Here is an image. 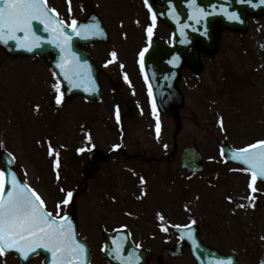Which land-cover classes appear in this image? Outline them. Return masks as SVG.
<instances>
[{"label": "rangeland", "instance_id": "obj_1", "mask_svg": "<svg viewBox=\"0 0 264 264\" xmlns=\"http://www.w3.org/2000/svg\"><path fill=\"white\" fill-rule=\"evenodd\" d=\"M257 35L258 49H264V18L253 21L247 33V37L251 38L250 42ZM240 48L234 42L230 49H225L227 57L220 54L222 60L229 61L225 65L231 64L232 71L238 66L235 56L240 54ZM244 50L250 52L247 46ZM205 65V78L209 83L212 82L209 104H205V111L198 109L199 120L196 121L195 117L192 119L190 138H183L184 135H188V131L182 136L184 144L195 146L203 152L206 160L205 172L196 177L190 175L184 177L185 175L178 169L168 168L173 170L176 178L172 179L173 182L167 181L169 183L167 184L164 183L163 177L167 180L171 177L165 178L167 175L163 172L165 169H160L161 184L160 181L159 183L154 181V187L158 190L152 194L156 202L160 201L157 206L163 213L161 216L164 219L162 223H158V219L151 218L143 220L130 217L127 220L120 215H118L119 219L117 218V214L126 211V206H129V203L124 201L127 192L135 190V187L134 184L125 182L128 176L123 173L122 166L109 167V173L105 172L106 165L102 166L101 176L108 179L112 174V181L116 186L113 185V189L108 190L107 184L103 182L98 185L94 183L92 186L88 183L89 191L76 201L80 206L79 212L84 218H88V222L85 221L83 226L86 235L91 238L98 235L89 223L95 224L96 218L104 213H107L108 221L112 223L111 227L119 226L121 220H125L130 229L137 232L133 225L141 223L142 225L138 227L143 236L151 232L156 233V228L162 229L168 223L189 225L195 220L196 224L202 227V236L207 243L217 248L236 251L246 264H256L258 257L264 255V186L256 184L257 191L252 193L249 188L251 177L241 168L228 166L227 169L221 162L220 156L216 155L218 142L222 137L220 127V131H216L218 123L216 111H220L216 85L221 73L218 69L222 65L216 68L209 67L208 62ZM49 74L42 61L13 59L0 50V155L7 151L15 157L16 167L24 177L27 176L32 180L33 186H37L47 207L55 214V205L65 198V192H62L61 188L73 192L82 191L85 187L84 180L91 170L87 161L89 144L82 139V136L80 138L79 132L87 131L92 125L96 134L94 146L99 150H106L111 143V136L115 135L112 132L115 127L112 129L111 124L108 125L105 120L102 122L104 110L100 107L92 108L91 114H96L91 116L87 112V106L82 105L80 120L74 116L73 105H66L64 115L60 110L49 111L52 110H48V107L52 106V97L58 95L53 88L57 80L51 75L52 73ZM46 82L48 84L43 88ZM42 93H45L44 96L49 99L42 98ZM204 94H208V91ZM40 105L42 110H46L45 113L39 110ZM259 108L260 103L255 107L256 113ZM35 110H39L42 115H36ZM210 128L213 129L212 132L209 131ZM231 138H234L231 139L233 142L237 141L241 145L240 139L249 136L239 134L238 138L235 139V136ZM156 142L150 140V145L158 150L164 148L162 134L158 136ZM49 144L59 153V179L54 168V157L49 155ZM80 149L84 151L81 152ZM180 154L181 151L178 154V165H180ZM125 183L127 186H124ZM168 193V202H173L170 207L168 202L164 204L165 199H163ZM158 195H162L163 198L159 200ZM249 195H254L255 200L249 201L247 199ZM113 198L116 199V203H112ZM253 203L255 207L251 206ZM240 204L245 206L239 207ZM151 211L155 210L151 208ZM68 212H71L70 205L64 206L61 214ZM245 236L247 239L244 238ZM156 239L160 241L162 237ZM157 245L162 247L160 242H157ZM254 248H257L256 254ZM4 258L6 256L0 257V264L6 263ZM188 258L187 255L184 262L189 261ZM94 264H101L98 254L95 255Z\"/></svg>", "mask_w": 264, "mask_h": 264}, {"label": "flooded vegetation", "instance_id": "obj_2", "mask_svg": "<svg viewBox=\"0 0 264 264\" xmlns=\"http://www.w3.org/2000/svg\"><path fill=\"white\" fill-rule=\"evenodd\" d=\"M150 2L159 7L165 5L164 0H149ZM48 6L56 9L59 18L67 26L71 25L72 20H76L78 23L92 15H99L105 23L110 32V39L105 44L90 47L89 53L99 70L102 82V102L108 123H118L116 110L119 109V124L121 125L119 140L121 142L120 151H122L116 154L109 153L106 155L105 161L106 164L111 162L115 164L128 163L131 166L141 167L140 169H150L157 159L155 155L158 154H154L152 148L141 147V137L153 135V125L157 117L165 123H172L175 120L171 116L162 115L156 111L154 114L152 91L141 66L140 53L149 45L147 29L153 26L149 7L144 0H71V5H69V0H48ZM70 7L71 10H69ZM217 32L220 50L228 42L226 35L232 34L234 39L240 37L228 30L219 29ZM172 36L173 29L156 18L151 40L158 38L170 42ZM113 52L116 53L115 60L111 55ZM203 58L206 59L207 56L203 55ZM225 64L221 60L218 62V65H222L223 70L220 73L217 95L220 113L223 118L228 120V129L225 130V133L232 135L233 132L235 136L237 134H248L249 136L264 134L262 109L264 105L258 109L257 113L255 109L256 89L259 91L260 97L264 99V72L250 74L245 72L244 68L240 69L237 66L232 74L226 72ZM192 73L189 65H185L177 84L184 98L180 116L187 126L193 118L194 104L204 103L206 100L203 93L208 86L206 78L203 80L194 78ZM76 115L79 116V112L76 111ZM234 124L237 126L232 130ZM182 136L183 133L177 138L173 136V140L178 142V146L184 144L183 138H190V130L188 135H184L183 138ZM115 139V135L111 136L112 141ZM160 161H163V158ZM99 164L101 161L97 162V165ZM148 193L150 195V192ZM171 214L174 215V213ZM169 240L170 238H167V241ZM172 245L175 243L171 245L165 243L163 251L169 250Z\"/></svg>", "mask_w": 264, "mask_h": 264}, {"label": "snow or ice", "instance_id": "obj_3", "mask_svg": "<svg viewBox=\"0 0 264 264\" xmlns=\"http://www.w3.org/2000/svg\"><path fill=\"white\" fill-rule=\"evenodd\" d=\"M144 2L149 7V11L152 12L149 0H144ZM240 2L251 4L252 0H240ZM260 3L264 4V0H260ZM69 5H71V0H69ZM192 6L194 8L192 18L196 23H200L201 18L214 14L197 6L195 0H192ZM220 11L227 15L230 20L240 19L235 12L229 13L227 8H222ZM53 14H55V19ZM151 19L153 26L147 29L149 43H151L153 27L156 24L154 12H152ZM34 21L42 24L45 32L52 34V38L47 42L55 44L64 53L61 62L57 65L63 79L74 87L79 86L75 77L81 76L84 70H88L90 73V68L87 64H81L79 57L72 51V36L64 31V21L59 19V13L56 9L48 6V0H0V43L7 45L12 41L18 48L29 52L40 48L44 38L37 35L39 29L34 28ZM67 27H70L76 36L84 39L90 35L102 33L99 24L78 27L76 20H72L71 25ZM181 32H183V28ZM147 51L148 49L145 48L140 53L142 67L144 54ZM111 55L115 60L116 53L113 52ZM53 88L58 94L56 104L60 105L64 98L61 84L57 82ZM85 90L87 91V89ZM153 110L155 114V104H153ZM116 119L119 123L120 112L118 108ZM220 125L223 127L222 119ZM156 131L157 136H159L160 123L158 118ZM88 139L91 140L90 135ZM80 151L83 152L84 149H80ZM49 155L54 157V168L57 171V179H59V153L51 144H49ZM231 158L246 166L242 170L250 173L249 188L252 193H255L257 180L264 181V139L239 148L232 153ZM12 159L14 160L15 157ZM61 191L65 192V198L55 205L54 215L52 211L48 210L45 199L35 188L27 183H22L15 171L9 172L0 168V257L15 251L21 255L23 260L30 261V257L37 250H45L50 253L51 264H85L87 257L85 245L77 239L76 231L69 216L61 214L63 207L73 202L74 192L63 188ZM247 199L254 201L255 196L249 195ZM244 206V204L239 205V207ZM251 206L255 207V204L253 203ZM163 219V216H160V220L163 221ZM195 223L196 221L193 220L192 224ZM174 227L179 229L181 226L174 225ZM185 227L190 229L191 226ZM162 230L166 232L168 229L162 227ZM187 235L191 238V231ZM181 239H183V235ZM120 251V248L117 247L118 259L121 258ZM124 264H138V258L134 255L130 256L124 261ZM227 264H231V261Z\"/></svg>", "mask_w": 264, "mask_h": 264}, {"label": "water", "instance_id": "obj_4", "mask_svg": "<svg viewBox=\"0 0 264 264\" xmlns=\"http://www.w3.org/2000/svg\"><path fill=\"white\" fill-rule=\"evenodd\" d=\"M254 1H256V3H258L259 5L261 4L260 0H254ZM239 3L240 2L238 0L236 2L235 1L232 2V6L230 7L231 10L241 12L242 10L248 8L247 6L245 7L238 6ZM195 4L199 6L200 8L205 9L208 12H213L214 14H217L219 13L221 9L222 4H230V3L228 2V0L226 2L225 1L223 2L220 0H195ZM180 8H183V5H181ZM212 18L218 19L215 16L211 18L207 16L201 18V20L204 21L202 25H204L207 22V20H211ZM33 25H34V28L39 29V31L37 32V35H40L44 38L40 48L34 49L32 52H29L25 49L18 48L15 45V43L12 41H10L7 45L0 43V47L5 49V51L11 56L23 55V56H28V57H34L37 54H39L40 56L48 57L47 58L48 63H50L54 73L66 87L68 94H73V96L77 94H82L84 96H94L99 90L98 83H97V80H98L97 71L95 67L92 66L93 64H91V61L89 57L86 55V53L78 47V44L80 43L85 44L84 38H79V36H76L75 33H73L72 31H68L64 29L65 32H67L69 35L72 36V51L76 54L77 57H79L81 64H87L90 68V73L88 72V70H84L81 76L75 77V80L79 86L74 87L71 84H69L67 80L63 79L62 73L60 69L57 67V65L61 62V58L63 57L64 53H62L60 49L56 47L55 44H50L47 42L48 40L52 38V34L49 32H45L43 30L44 26L37 21H34ZM192 28H194L193 25H192ZM178 45L179 46L181 45V41H179V39L174 40L173 47L166 46L162 44L161 42H155L152 50L150 51L151 54H149L147 58L146 69L148 71L149 76L152 79L153 87L156 92L159 105L164 112H172V110H174V104H172L173 102H171V104H169L168 102L164 104L165 101L160 98V90H159L160 88L159 87L163 84L164 77L168 76L169 79H172L173 71L174 72L177 71V73H179L181 53L177 55L172 54V52L178 50L177 48ZM189 47L193 48L192 49L194 53L193 55L195 57V43L193 42ZM180 49L182 50V48ZM50 55H54V58L53 59L49 58ZM195 62L196 64H198V61H193L194 66H196ZM85 89H87V91ZM177 110H178V107L176 109V112ZM223 152L226 155V158L228 161L243 165L241 162L233 160L231 158L232 153L234 152L233 150L224 149ZM91 156H97V154H92ZM200 160H201V157L198 152L192 149L187 150L183 156V168H186L190 171H199L200 166L202 164ZM4 162L6 163V170L11 172L12 163L8 159L7 156L4 157ZM258 180L262 181L261 179H258ZM76 196L77 195H74L73 202ZM69 218L71 219L73 228L75 229L76 234H77V230L75 226L76 214L74 213ZM188 232L189 231H187V229H179L178 231V233L181 236L183 235V238L188 236L187 235ZM119 238H120L119 236L114 238V241L116 242V244L115 245L109 244L105 250V256L107 257L108 261H110L112 264H124V261L127 260L128 257L134 255L135 257L138 258V264H148V261L150 258L148 253H145V252H142L141 250L133 248L129 243L127 242L124 243V241H122ZM189 242H190V245L192 247L195 257L202 264H227V262H229L228 260L223 258L218 252H214L212 250L205 248L201 244L198 235L193 237L192 240ZM123 245H127V246H123ZM117 247H119L121 250L119 254L121 257L120 259L117 258V252H116ZM37 252H42L47 255L46 262H49L51 260L50 253H47L45 250H41V251L38 250ZM89 259H90V254H88L87 252L85 264H89ZM235 264H239V263L235 262Z\"/></svg>", "mask_w": 264, "mask_h": 264}]
</instances>
